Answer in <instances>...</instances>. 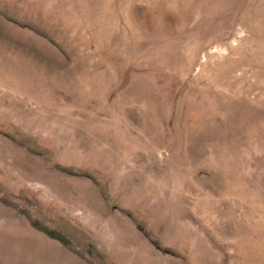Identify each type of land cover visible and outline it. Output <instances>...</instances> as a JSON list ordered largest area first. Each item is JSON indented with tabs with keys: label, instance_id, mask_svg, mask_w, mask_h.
<instances>
[{
	"label": "rangeland",
	"instance_id": "1",
	"mask_svg": "<svg viewBox=\"0 0 264 264\" xmlns=\"http://www.w3.org/2000/svg\"><path fill=\"white\" fill-rule=\"evenodd\" d=\"M0 264H264V0H0Z\"/></svg>",
	"mask_w": 264,
	"mask_h": 264
}]
</instances>
